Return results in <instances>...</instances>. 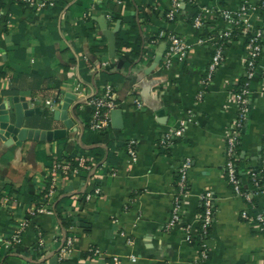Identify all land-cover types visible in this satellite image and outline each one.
<instances>
[{"label":"crops","instance_id":"0c3cea01","mask_svg":"<svg viewBox=\"0 0 264 264\" xmlns=\"http://www.w3.org/2000/svg\"><path fill=\"white\" fill-rule=\"evenodd\" d=\"M52 1L54 7L39 9L5 0L0 8V106L20 96L41 111L28 127L65 129L67 119L73 123L64 138L50 142L27 140L20 146L0 136V264H112L114 255H120L122 264H264V233L241 217L249 205L236 195L225 168L226 133L238 110L231 92L245 78L247 33L242 29L224 37V61L203 84L215 44L229 31L219 11H236L257 0H185L174 21L165 17L173 0ZM204 8L212 12L197 27L194 18ZM135 17L147 44L129 66L116 42L118 34L138 33ZM251 18L264 35V11ZM161 30L186 40V59L164 64L166 39L148 41ZM126 52L133 57L131 48ZM262 72L264 51L250 83V111L238 154L246 190L252 189V174L261 163ZM107 85L115 89L116 109L123 112L121 126L114 125L110 114L107 131L91 130L90 100ZM189 116L174 145L162 146L166 133ZM130 139L138 143L135 159L127 149ZM109 150L113 155L107 156ZM97 152L103 154L100 164L91 156ZM69 155H84L91 166L58 180L55 198L73 222L64 224L56 213L34 215L49 189L53 161ZM185 158L192 161L189 194L181 204V221L167 227ZM207 190L213 193L214 217L206 239L209 258L203 260L200 248L186 240L185 226L198 229L200 196ZM10 196L14 205L5 201ZM255 203L264 213V192ZM22 223L26 227L15 242ZM69 236L73 248L64 255Z\"/></svg>","mask_w":264,"mask_h":264},{"label":"built area","instance_id":"2783aa9c","mask_svg":"<svg viewBox=\"0 0 264 264\" xmlns=\"http://www.w3.org/2000/svg\"><path fill=\"white\" fill-rule=\"evenodd\" d=\"M20 2L26 3L31 6H36L39 9L47 8L50 6H54V1L52 0H19ZM185 0H173L172 8L165 14V17L168 20L174 21L178 14L180 13L182 3ZM1 11V9H0ZM264 11V0H257L256 4L251 3H242L236 11H232L229 9H223L219 11L221 19L229 26V31L220 36V40L215 44L214 52L211 57V60L208 64V70L206 77L203 80V84L207 85L209 81L212 80V77L216 70L219 68L221 63L225 58V38L233 36V32L237 29H242L246 34V57L244 60V68H245V81L243 83H237L239 86L238 90H234L232 96L237 103L238 110L237 116L232 123L228 133H226V146H225V154H226V176L229 183L233 186V189L236 195L242 196L248 203V207L241 212V217L246 221H254L256 223V227L264 233V213L258 210L255 203V196L260 195L264 192V138L261 152V163L258 172L252 174V189L246 190L244 189L243 183L241 181L238 167L236 161L239 158L236 147L240 144V138L242 135V130L245 126V123L248 118V114L250 111V83L251 80L258 73V65L260 63V59L262 53L264 51V43H263V29L257 26L252 20L253 13H261ZM211 9L204 8L200 11L194 18V25L200 27L204 23L205 15L211 13ZM165 38L167 41V51L165 54L164 64L166 66H172L174 60L179 58L180 60H184L187 58L188 49L190 45L186 42V40L179 36L176 33L169 32L167 33L165 30H161L158 38ZM157 39H153L151 43H155ZM204 42V40H201ZM264 77V72L261 74ZM203 95V90L200 91L199 97ZM53 101L48 100L47 103L51 104ZM93 106V114L91 120L89 121V128L91 130L96 131H107L110 127V114L111 111L118 107V101L116 99L115 89L111 85H107L105 91L100 94L96 93L90 100ZM135 103L138 107H141L142 104L138 99H135ZM191 121V117L189 116L187 119H184L180 122L179 127L172 129L166 133V135L161 140V144L164 147H172L174 145L175 139L180 137L185 129L186 124ZM137 141L135 139H130L128 141V152L133 159L136 158V146ZM90 159L84 155H77L72 161L71 160H60L55 159L50 168V182L49 189L46 194L42 197L44 200L40 205H38L32 213L34 215L38 214H48L54 215V199H55V191L57 189L58 180L62 177L66 178L73 173H78L81 169L90 168L89 165ZM76 162V163H75ZM191 159L185 158L180 167H179V178L177 181V191L174 199V205L171 215L170 223H168L167 227L175 225L181 221V207L183 199L186 198L189 194L188 191V171L191 167ZM99 192V188L96 189ZM203 211L198 220V229H194L192 225L185 226L186 240L194 245H197L201 250V256L203 260H207L209 258L208 246L206 244L207 234L209 232V228L212 225L213 217H214V203H213V193L210 190L203 192L200 196ZM5 201L8 203H16L13 197H6ZM252 212L254 215H252ZM26 227V223H22L19 226V229L16 231L13 240L18 242L23 234V231ZM12 243V241H11ZM10 243V244H11ZM13 244V243H12ZM73 248V238L69 236L62 247V252L65 254H69ZM97 253V251H93ZM132 260H136L134 255L129 256ZM112 264H122V258L120 255H114L112 258Z\"/></svg>","mask_w":264,"mask_h":264},{"label":"water","instance_id":"95a60500","mask_svg":"<svg viewBox=\"0 0 264 264\" xmlns=\"http://www.w3.org/2000/svg\"><path fill=\"white\" fill-rule=\"evenodd\" d=\"M158 60V59H157ZM68 102V101H67ZM64 103V108L67 106ZM36 113L40 114V109L31 107L28 100L20 96H14L0 106V136L3 139H11L17 145H22L27 140L34 142L54 141L64 138L68 129L73 127L72 121L66 120L65 129L42 130L39 128L28 127V121ZM61 112L56 110L55 116L60 117ZM64 112L62 116H64ZM122 110L114 109L111 111V117L116 127H120L122 119ZM65 118V116H64Z\"/></svg>","mask_w":264,"mask_h":264},{"label":"trees","instance_id":"16d2710c","mask_svg":"<svg viewBox=\"0 0 264 264\" xmlns=\"http://www.w3.org/2000/svg\"><path fill=\"white\" fill-rule=\"evenodd\" d=\"M5 5V0H0V8L1 7H4ZM54 7V6H53ZM51 7V8H53ZM181 12V10H180ZM166 14V13H165ZM136 19V24H137V27H138V33H134V34H130L128 32H124L122 34H118V37H117V42H116V45H117V52L119 54H121L122 56L125 57L126 61H127V64L129 66L131 65H135V62H134V57L135 58H140L141 57V54L142 52L144 51V48H145V44L146 43V40L142 37L141 33H140V22L139 20L137 19V17H135ZM167 33H169L168 31H166ZM160 32H158L157 34L151 36L148 41L151 43V41L153 39H158V35H159ZM164 38V37H163ZM165 39V38H164ZM148 42V43H149ZM128 48H131L132 52H133V57L132 58H129L128 57V52H126V49ZM246 79L244 78V80L241 82L243 83ZM128 145V143H127ZM240 146H241V138H240V144L237 145L236 147V150H237V153L239 154V149H240ZM111 150V149H110ZM108 151V154L107 156H111L113 155V150L112 152L111 151ZM86 156H88L89 154H85ZM91 156L93 157H98V160L96 161V163L100 164L101 160H102V156L103 154H101V152H97V153H92ZM76 156L75 155H69L67 156V159L68 160H73ZM106 161L108 162V158L106 159ZM105 161V162H106ZM106 162V163H107ZM76 163V162H75ZM236 164H237V167H238V164H239V158L238 160L236 161ZM238 172H239V168H238ZM46 194V191H44L42 193V196H44ZM57 198L54 199V203H53V207H54V211L56 214H58V217L62 220V222L65 224H70L71 221L73 222V218L72 217H69L65 212L61 211L62 208H60V203L58 201V199L56 200ZM41 201H44L43 199Z\"/></svg>","mask_w":264,"mask_h":264}]
</instances>
